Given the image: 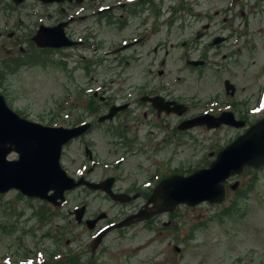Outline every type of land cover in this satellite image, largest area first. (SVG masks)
<instances>
[{"label":"rangeland","instance_id":"1","mask_svg":"<svg viewBox=\"0 0 264 264\" xmlns=\"http://www.w3.org/2000/svg\"><path fill=\"white\" fill-rule=\"evenodd\" d=\"M112 1L116 0H105V3L111 4ZM257 1L236 0L234 7L228 11V0H164L169 15L170 6L177 8L179 2H185L184 9L179 10L180 14L184 13V18L174 24L162 25L149 40L148 47H144L146 56L141 53L142 59L131 63L124 61L122 65H117L115 54L105 55V52L135 33L139 29L138 22L131 23L123 32L104 19L100 24L95 18L78 23L72 27V32L79 36L87 27L93 29L92 38L84 39V44L89 45L87 48L49 52L43 61L21 66L0 81V93L14 112L43 125H55L69 121L72 116L81 118L97 110L103 111L105 108L96 105L97 102L90 103L94 91L110 101L120 103L130 100L132 87L145 80L165 85L177 104L183 102L187 106L188 111L186 109L183 113L188 112L185 115L187 118L203 108L212 112V94L215 91L221 94V103L249 100L254 97L258 82L261 84L264 78L263 74L260 75V69H264V0L257 7H250ZM88 2L95 5L93 10L102 5L101 0ZM11 7L9 1L0 3V26L19 20L21 27L15 39H0V60L3 61L17 57L20 47L38 52L28 38L35 33L37 22L52 25L61 17L60 8H67L57 4L45 8L37 0H27L15 11ZM241 9L245 17L254 21L251 31L260 30L256 63L247 68L239 63L232 64L225 72L217 70L213 75L212 55L207 53L202 56L200 50H188L189 58L205 59L209 64L203 68L185 69L180 59L185 52L181 42L196 40L194 45L203 48L212 37L213 11L216 10L217 18H220L230 13L238 16ZM93 10L83 14L88 15ZM205 25L208 29H203ZM152 27L147 24V29ZM196 32H203L204 37L195 39ZM18 37H25L24 44ZM99 43L102 49L90 47ZM154 47H157L156 52L152 51ZM133 49L136 48L121 51L120 57L132 55ZM68 52L74 60L84 55L88 58L97 56L104 61L97 68L82 69L84 63L80 61L76 64L67 59ZM162 58L165 59L163 65L159 64ZM151 61L153 65L149 66ZM252 76L256 80L253 84L249 82ZM225 77L238 86V95L234 99L223 94L222 80ZM252 106L242 107L241 111ZM143 110L139 107L138 113ZM109 121H102L104 125L73 143L67 149L66 161L72 169L83 166L81 163L85 156L81 150L83 143L90 141L89 151L98 166L85 181L95 182L99 178L113 176L116 179L113 190L135 195L134 199L123 206L110 200L103 192L79 187L68 194L62 207L46 210V215L52 217L49 223H42L40 207L44 209L42 205L45 203L10 191L0 197V264H264V168L256 172L247 169L230 181H238L242 188L244 184L249 185L243 190V196L235 195L233 206L238 202L237 216L229 213L220 219L217 216H220L221 207L205 202L194 207L178 205L172 214L165 212L157 218L151 217L146 223L134 221L111 229L102 235L96 246L91 245L99 227L144 204L145 196L137 194H148L152 189H147L150 182L159 176L188 175L206 167L212 159L207 156L209 152L222 149L245 130L230 127L207 130L196 126L184 134L167 138L166 134L174 130L178 117L163 115L156 120L148 116L140 122L133 120L128 123V141L121 145V136L113 126L106 124ZM154 122H158V127L154 126ZM134 138L142 142L128 147ZM163 140L166 141L165 148L156 150V146H163ZM81 170L82 167L78 169V174ZM233 198L229 195L226 206ZM82 204L87 205L82 220L92 219L102 212L94 219L95 227L77 224L73 213L69 215V211Z\"/></svg>","mask_w":264,"mask_h":264},{"label":"flooded vegetation","instance_id":"2","mask_svg":"<svg viewBox=\"0 0 264 264\" xmlns=\"http://www.w3.org/2000/svg\"><path fill=\"white\" fill-rule=\"evenodd\" d=\"M3 1H8V0H0V3ZM262 1L263 0H258L256 2L257 4H252L250 7L251 8L257 7L258 3ZM101 2H102L103 10L102 8L93 10L95 5H93V3L88 2V0H84L81 3H77L75 1L61 3V5H66L67 8H63V7L60 8L61 10L60 19L52 25H44L41 23V21H38L35 26V29H36L35 32L38 30V28L41 25H44L46 27H55L59 25L60 23L65 22L66 23V26L64 27L65 34L72 42H75V44H73L71 47L66 48L65 50H69L72 48L74 49L76 48L80 50V48L81 49L87 48L89 46L88 44L87 45L84 44V39L88 37L92 38L91 35H93L94 33L91 27L86 28V30L82 34L83 36L82 35L79 36V34L75 32L73 33L72 27L74 25H77L78 23L87 22L88 20L95 18L97 22L100 24L102 20L104 19L108 21L109 23L114 24L115 26L117 25L118 31L123 32L126 28L130 26L131 23L138 22L137 25L139 29L135 33H133L131 36H127V40H126V44L132 43L130 48H136V49H133L132 55L128 57L127 56L120 57L119 54L121 52L115 54L117 56V60H116L117 65H122L124 61L125 63L127 61L131 63L132 61H138L139 59H142L143 56L141 53L145 54L146 56V52H143V50L145 49L144 47L145 46L148 47L149 40L151 39L152 36L156 35L159 32V30L162 28V25H168L169 23L174 24L175 22L181 21L184 18V13L183 12L182 14L179 13V10L182 9L183 7V2H179L178 3L179 6L176 8V12L171 11L170 15L168 14L167 8H165L164 0H118V1H112L113 3L111 5H106L105 0H101ZM235 3H236V0H228L226 4L228 11L229 9L231 11ZM52 5H56V4L46 5L45 8L52 6ZM11 6H12L11 7L12 11H15V9L20 7V6L18 7L14 6L13 4ZM91 9L93 11L89 12L88 15L83 14ZM241 10L242 11H240L238 16H233L230 13L226 16H221L220 18H217V11L216 10L213 11L212 37L209 40L210 43L207 44L206 46H203V48H199L198 46L194 45L196 40L195 41L188 40V41L181 42V47L184 48L185 52L181 56L180 59L183 60L185 69L186 68H189V69L198 68V66L195 67L194 65L189 64V60H191V58H189L188 56V50H200L199 52L202 53V56L207 53L211 54L213 75L214 74L216 75V72L218 71L225 72L226 69L229 68V66L232 64L239 63L240 65L242 64V67L247 68L250 64L256 63V56L258 55V48L260 47V44H259V40L261 37L260 30L259 31L255 30V32L251 31V24H254V21L251 20V18L248 19L247 17H245L243 9ZM147 24L153 25L152 29H147ZM219 26H221V28H219ZM20 27H21V23L19 20L18 21L13 20L12 22L8 24L3 23V25L0 26V39H6V40L15 39L16 36H18ZM203 29H208V25H205ZM67 30H68V33L66 32ZM85 33H87V35ZM34 34L28 37L30 38L31 41H32V37L34 36ZM79 37H81V39ZM202 37H204L203 32L201 33L196 32L195 39H199ZM17 39L20 41L22 40L21 42L22 44H24L23 41L25 37H23V39L18 37ZM262 39H264V37H262ZM2 45L4 47V44ZM122 45L123 43L121 44L120 42V44L115 49L120 48ZM90 47L93 48L94 50H98L99 47H101L102 49V44L101 43L97 45L93 44V45H90ZM156 48L157 47H154L152 51L156 52L157 51ZM36 49H38V52H35L34 50L30 52V51L24 50L23 47H20L19 49L20 54H18L19 56L17 55V57H14L13 59L7 60V61L0 60V65H1L0 66V81L2 79H5L7 75L10 74L11 71H9L8 69L9 65L10 66H13L14 64L19 65L20 63L21 65L18 66V68H20L21 66H23V64L29 62L31 60L30 58H32L35 55H41L42 53H46V52H61V50H63V49H40V48H36ZM109 52L110 51L105 52V55H108ZM66 58L71 60L72 62L75 61V63L77 64L79 62L77 60H73L72 54L70 52H68V54L66 55ZM80 58L84 63L82 66V69L83 68L92 69V67L97 68L101 66V64H103V61H104L102 58L97 57V56L91 57L89 59H87L84 56H80ZM199 60L204 61V64L202 66H199V68L206 67V65L208 66L209 63L207 62V60L205 59H199ZM215 61H218V62H215ZM164 63H165V59L162 58L159 61V64L163 65ZM151 64L153 65L152 61L149 62V66ZM263 70L262 68L260 69L261 71L260 75L263 74L264 76ZM160 71L161 70L158 71L159 75H160L159 73ZM180 71L182 72L183 69H181ZM227 71L229 72V70ZM258 78L260 77L258 76ZM255 81L256 80L254 79V76L250 77L249 82L253 84ZM257 85L259 86L256 88L254 97H252L249 100L241 99L238 102L237 101L233 102V100H231V102L221 103L222 101L221 94L215 91L212 94V112H207L203 108L201 112H196V114H193L189 116L188 118L185 117V115L188 112L187 113L185 112L186 114H183V116L181 117H179L176 113L167 114L163 110H160L159 108L154 107L150 102L142 100V98L144 97H158L157 101L159 103V106L164 105V102H176V100L173 97H171L172 93L166 91L167 87L165 85H161L159 82L154 83L152 81L145 80L142 82V84L134 85L132 87V96L130 100H125L120 103L115 102L116 100L110 101L108 98L103 96V94H98L97 92H94L93 100L97 102L96 105H99L100 107H103L105 109L101 112L98 111V112L91 113V114H85L84 117H81V118L80 117L74 118L72 116L71 118L72 123L70 122V125H68V127L78 126L83 123H90L91 126L86 132H84L83 135L70 141L65 146V149L61 155V165L63 169L68 173V175L72 176L73 178L75 179L83 178L87 180L86 178L98 166L96 163V160L93 159L89 151L91 142L89 141L88 143L87 142L83 143V148L81 150L85 156L84 162L81 163L83 166H79V167L77 166L73 169L72 167H70V165L67 164V161H66L67 160V154H66L67 149L73 143H76L84 139V137H86L89 134H92L96 129L104 125L105 124L104 122H98L97 120L100 116L107 113L111 105L125 106V108H123L121 111H118L109 122H106L107 125L113 126V128L118 131L117 134L121 136L120 144L122 145L124 142L127 143L128 141L127 140L128 131L126 130L128 127V123L132 122L133 120L140 122L144 120L145 118H148V116L154 117L156 120L160 119L163 115H169V117L172 115H175L178 117L179 121L175 125L174 130L170 131L169 134H166L167 138L169 136L174 137L175 134H179V133L184 134L183 131L178 130V126L180 125V122H182L183 120L192 118L194 116L204 114V113H209V114H212L213 116H218L222 112H231L237 120L251 121V119H253V121L255 122L256 120L260 119L263 115L262 113L261 114L254 113L250 115L249 110L254 108L256 105L264 104V78H263L262 83L260 84V82H258ZM261 86L262 88H260ZM222 88H223V94L226 97H230L234 99L238 95V86L232 83L228 79V77H225L222 80ZM102 89H103V86H102ZM178 103L184 104L183 102H178ZM249 104L253 106L247 108L246 111H241L242 107L248 106ZM139 107H143L144 109L140 113H138ZM187 111H188V108H187ZM78 120H81L82 122L79 123ZM154 126L158 127V122H154ZM162 126L165 127V124H163ZM220 128H223V127H220ZM168 131H169L168 129L165 130L166 133ZM135 134L137 135L136 132ZM139 141H140L139 138L135 139L134 141L133 139H131V143H129L128 147H130V145H132L133 143L139 144ZM165 144H166V141L163 140V146L161 147L156 146V150L164 149ZM134 150L136 151V149ZM81 167H82V170L78 174V169ZM110 178L114 179L112 182V189H113V186L116 183V179L113 176L99 178L97 179V181H95V183H99L105 179H110ZM163 178L159 176L158 180L156 179L154 182H152L151 186L147 189H151V188L153 189L154 186L158 183V181H160ZM81 187H84V186H81ZM152 189L146 195H144L143 193L137 194L140 197L145 196L144 204L142 203L140 206H138L134 210H129V211L122 213L119 217H116L118 219H115L111 222H107L106 224H103L101 227H99L97 231L95 232V235L93 236V243L91 245L94 244V239L97 233L100 230H102L105 226H109L112 223L122 220L128 215L134 214L137 210H139L142 206H144L148 200L150 193L152 192ZM7 193L0 195V197L6 195ZM116 193H121V192H116ZM18 195L23 198H26L19 193ZM132 196L134 197L135 195H130V197ZM133 197L131 200H133ZM32 200L39 201L36 199H32ZM129 202L123 203V206H127ZM69 215H71V211H69ZM100 215H102V212L92 219L86 218L84 220H81L80 225L82 224L87 227L86 225L87 220L96 219ZM153 218H157V216L156 217L154 216ZM49 220H51V216H46L45 222H50ZM142 222H145V221H142Z\"/></svg>","mask_w":264,"mask_h":264},{"label":"water","instance_id":"3","mask_svg":"<svg viewBox=\"0 0 264 264\" xmlns=\"http://www.w3.org/2000/svg\"><path fill=\"white\" fill-rule=\"evenodd\" d=\"M12 1L15 5H20L25 0ZM40 1L43 4H50L65 0ZM65 25L61 23L54 28L42 27L33 40L42 48L69 46L72 43L64 34ZM190 63L199 65L203 62ZM143 100L151 102L156 108L165 109L167 113L170 111L182 113V106L174 102L159 106L158 98ZM170 104L174 106L170 107ZM117 109L120 108H111L108 115L99 118V121L111 119ZM221 125L242 127L244 122L236 121L230 113H222L218 117L204 115L186 120L178 128L187 130L196 126H206L212 129ZM87 128V125L75 128L49 127L25 120L13 112L0 95V193L14 189L27 197L46 200L59 206L64 201L66 190L86 185L91 190L104 191L114 201H129L125 195L114 194L111 191V179L98 184L82 179L75 181L61 168L60 155L63 145L81 135ZM12 154L17 155L15 160L8 159ZM262 166H264V117L220 150L207 167L186 176L175 174L160 181L150 195L147 205L136 215L126 218L114 227L148 220L161 213L174 212L178 205L194 207L204 202L221 204L226 195L224 183L229 177L241 174L245 167L258 170ZM50 191L52 193L49 195ZM83 212L84 207L75 211L78 223ZM87 223L91 228L94 221Z\"/></svg>","mask_w":264,"mask_h":264},{"label":"trees","instance_id":"4","mask_svg":"<svg viewBox=\"0 0 264 264\" xmlns=\"http://www.w3.org/2000/svg\"><path fill=\"white\" fill-rule=\"evenodd\" d=\"M43 63V62H42ZM11 67H17V65H13V66H11ZM250 189H251V187H250ZM234 201H235V199H234ZM237 203L238 202H236L235 204H234V206H233V204L230 206V207H226V208H224L223 209V211H221L220 212V216H217V217H219L220 219L222 218V217H224L225 216V214H229V213H231L232 215H234V214H236V216H237V214H238V208H236L237 207ZM233 206V207H232ZM230 215V214H229Z\"/></svg>","mask_w":264,"mask_h":264}]
</instances>
